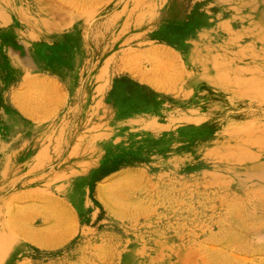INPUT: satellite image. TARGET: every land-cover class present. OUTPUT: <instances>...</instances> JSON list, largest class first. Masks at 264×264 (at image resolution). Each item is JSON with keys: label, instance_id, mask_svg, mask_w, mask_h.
I'll use <instances>...</instances> for the list:
<instances>
[{"label": "rangeland", "instance_id": "obj_1", "mask_svg": "<svg viewBox=\"0 0 264 264\" xmlns=\"http://www.w3.org/2000/svg\"><path fill=\"white\" fill-rule=\"evenodd\" d=\"M18 37L67 95L0 171V264H264V0H0Z\"/></svg>", "mask_w": 264, "mask_h": 264}, {"label": "crops", "instance_id": "obj_2", "mask_svg": "<svg viewBox=\"0 0 264 264\" xmlns=\"http://www.w3.org/2000/svg\"><path fill=\"white\" fill-rule=\"evenodd\" d=\"M11 41L0 40V171L8 159L13 162L16 150L29 148L40 124L50 117L51 100L65 101L67 95L66 83L51 67L32 60L28 39ZM15 117L20 125L13 128L8 120Z\"/></svg>", "mask_w": 264, "mask_h": 264}]
</instances>
